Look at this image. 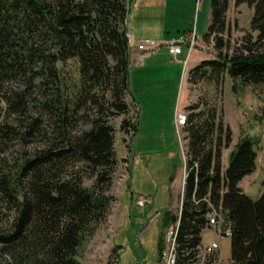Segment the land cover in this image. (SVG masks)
Returning a JSON list of instances; mask_svg holds the SVG:
<instances>
[{
  "label": "trees",
  "instance_id": "16d2710c",
  "mask_svg": "<svg viewBox=\"0 0 264 264\" xmlns=\"http://www.w3.org/2000/svg\"><path fill=\"white\" fill-rule=\"evenodd\" d=\"M234 2L253 7L257 36L231 50L230 0H211L203 40L217 54L188 70L190 83L218 91L229 75L234 90L239 81L264 84V0ZM127 11L128 0H0V209L8 218L0 221V264H81L80 248L106 221L118 165L111 119L124 115L126 133L138 128L127 98ZM185 110L181 209L164 217L166 228L178 223L177 264L218 263L215 252L201 261L214 210L231 229V264H264V192L253 199L240 186L256 169L260 138H241L224 171L233 131L223 107L199 98ZM16 143L21 151L9 165L4 155ZM159 252L163 258L162 241Z\"/></svg>",
  "mask_w": 264,
  "mask_h": 264
},
{
  "label": "rangeland",
  "instance_id": "374dc122",
  "mask_svg": "<svg viewBox=\"0 0 264 264\" xmlns=\"http://www.w3.org/2000/svg\"><path fill=\"white\" fill-rule=\"evenodd\" d=\"M164 1L142 0L138 12L130 18V30L131 23L141 20L145 26L144 31L157 37L162 27L177 30L178 26L192 24L195 32L203 38L210 17L211 0H198L194 19L188 0H182L181 8L169 9L167 13ZM253 13V7L248 4L236 6L234 0H231L225 34L231 50L242 44L247 34L257 36V32L251 29ZM216 54L214 47L197 49L190 57L189 67L204 59L214 58ZM163 59L162 63L167 62L168 65L162 74L151 73V68H163L162 63L157 64L154 60L134 59L131 65V95L127 97L131 104L129 117L132 121L137 120L138 128L133 134L126 133L121 128L124 115L111 119L115 128L118 159L110 189L115 200L106 221L80 248L81 264H167L166 260L160 258L159 245L162 241L165 252L171 245L167 233L174 223L165 227V213L171 211L178 215L181 209L187 174L183 140V121L187 114L185 107L199 98L221 105L225 122L233 131L232 144L223 151L224 171L241 138H260L256 169L243 178L240 186L253 199L260 198L264 192V84L245 85L239 81L234 90L233 80L227 75L223 89L217 91L211 83H190L188 79H183L177 75L175 62L166 57ZM145 66L147 69L142 75L137 69ZM74 69L75 64L70 61L68 71ZM20 151L21 147L17 143L11 146L4 155L6 162L11 165V160ZM92 183L93 179H86L87 185ZM139 196L146 199L144 207L136 204ZM0 219L1 226H5L3 221L8 218L3 209H0ZM220 225L222 227V221ZM230 236L223 235L220 228H205L202 233L201 258L208 248L206 246L216 241L219 244V248L214 251L219 258L217 264H231Z\"/></svg>",
  "mask_w": 264,
  "mask_h": 264
},
{
  "label": "built area",
  "instance_id": "2783aa9c",
  "mask_svg": "<svg viewBox=\"0 0 264 264\" xmlns=\"http://www.w3.org/2000/svg\"><path fill=\"white\" fill-rule=\"evenodd\" d=\"M128 36L130 38V45L131 50L135 49L138 52V60L143 61L147 56L153 55L158 53L162 48H166L168 53L174 57L179 56L180 54H183L186 52V60L185 64L188 63V60L190 59L192 53L197 49H208L214 46L212 43H206L203 38H201L195 31L186 32L184 34H181L176 37H172L167 40H157L155 38H143L141 40H135L133 35L128 32ZM146 203V199L142 196H139L136 198V204L144 207ZM209 224L211 227L219 230L221 229V232L223 235H231V229L226 228V230H223L222 227H224V222L222 219V216L220 213H218L216 210H214L209 215ZM221 221H222V227H221ZM220 225V226H219ZM178 225H174L167 233V239L170 242V248L167 252L164 251L163 253V259L166 260L167 264H177L176 262V254H175V236L177 232ZM206 247H209V254H212L214 251H216L219 248V244L214 241L211 244L207 245ZM206 254L205 258L207 257Z\"/></svg>",
  "mask_w": 264,
  "mask_h": 264
},
{
  "label": "crops",
  "instance_id": "0c3cea01",
  "mask_svg": "<svg viewBox=\"0 0 264 264\" xmlns=\"http://www.w3.org/2000/svg\"><path fill=\"white\" fill-rule=\"evenodd\" d=\"M141 1L142 0H135V3L133 5V10H132L130 18L132 17V15H134V14H136L138 12L139 4L141 3ZM187 2L189 4L190 8H192V11H193V14H194L193 15V19H194L195 18L194 10L197 8L196 5L198 4V0H188ZM155 3H157V2H155ZM230 4H231V0H230ZM180 5L182 7V0L181 1H179V0H165L164 1V7H165L164 10H167L166 11V13H167L169 11V9L176 10V9H178V7L181 8ZM210 15H211V12H210ZM130 18H129V22H130ZM196 20H197V26L196 25L195 26L198 28V25H199V21H198L199 20V13L196 16ZM209 21H210V17H209L207 26L209 24ZM131 28H132V30H130V28H129V31L133 35L135 40H141L143 38H155L157 40L163 41V40L170 39L172 37L179 36V35L184 34L186 32L195 31L193 29L194 27H193L192 24L178 26L177 30L167 29V27L165 26V27H162V31L158 34L157 37H153V35L150 32L144 31L145 26L142 24L141 20H137V21H134L133 23H131ZM138 55L139 54H138L137 50H135V49L131 50V62H132V64L134 63L133 62L134 59H135V61H138ZM164 57H166L167 59H169L172 62H175L174 65L178 68L177 75L182 76L183 79H187L188 70L190 68L189 67L190 59L188 60L187 64L184 63L185 60H186V52L183 53V54H180L177 57H174V56L170 55L168 53L167 49L164 47L158 53L150 55V56H147L145 59H147L148 61L149 60L157 61V64H158V63L164 62L163 61ZM151 62H153V61H151ZM162 64H163L162 67L163 68L165 67L164 69L162 68L163 71L160 70V69L154 70V69L151 68V73H156V72L159 73V74L164 73V70L166 69L168 63L165 62V63H162ZM180 64L183 65V68H182V66L180 67ZM195 65H196V63L194 65H192L191 68L194 67ZM145 69H147V66H145L144 68L137 69V70L138 71L140 70L139 72H141L142 75H144L145 74L144 73Z\"/></svg>",
  "mask_w": 264,
  "mask_h": 264
},
{
  "label": "water",
  "instance_id": "95a60500",
  "mask_svg": "<svg viewBox=\"0 0 264 264\" xmlns=\"http://www.w3.org/2000/svg\"><path fill=\"white\" fill-rule=\"evenodd\" d=\"M135 3V0H128V11H127V20L129 24V18L131 16L132 10H133V5Z\"/></svg>",
  "mask_w": 264,
  "mask_h": 264
},
{
  "label": "bare ground",
  "instance_id": "6f19581e",
  "mask_svg": "<svg viewBox=\"0 0 264 264\" xmlns=\"http://www.w3.org/2000/svg\"><path fill=\"white\" fill-rule=\"evenodd\" d=\"M175 225H178V223L177 224H175ZM206 254H209V247L205 250V253H204V255L202 256V262L205 260V256H206ZM201 262V263H202Z\"/></svg>",
  "mask_w": 264,
  "mask_h": 264
}]
</instances>
